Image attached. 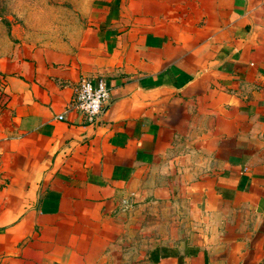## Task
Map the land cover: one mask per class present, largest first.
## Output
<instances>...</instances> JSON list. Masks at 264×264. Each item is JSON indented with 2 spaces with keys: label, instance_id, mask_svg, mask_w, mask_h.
Listing matches in <instances>:
<instances>
[{
  "label": "crops",
  "instance_id": "0c3cea01",
  "mask_svg": "<svg viewBox=\"0 0 264 264\" xmlns=\"http://www.w3.org/2000/svg\"><path fill=\"white\" fill-rule=\"evenodd\" d=\"M88 21L72 50L0 58V264H77L146 189L192 207L148 264H264V0H98ZM81 78L109 89L95 124L68 109ZM194 141L210 173L162 184L201 175Z\"/></svg>",
  "mask_w": 264,
  "mask_h": 264
},
{
  "label": "rangeland",
  "instance_id": "374dc122",
  "mask_svg": "<svg viewBox=\"0 0 264 264\" xmlns=\"http://www.w3.org/2000/svg\"><path fill=\"white\" fill-rule=\"evenodd\" d=\"M97 1L0 0V58L25 47L74 49L88 26L89 13ZM208 149V144L197 141L181 146L178 155L188 154L193 171H201V175H164L162 184L172 181L185 187L191 181L203 180L211 171ZM147 193L146 189L144 200L135 193L128 195V204L124 208L126 221L119 233H114L113 239L106 240L102 248L77 264H148L146 253L149 249L169 242V234L184 227L192 207L181 193L174 198L163 194L157 204Z\"/></svg>",
  "mask_w": 264,
  "mask_h": 264
},
{
  "label": "built area",
  "instance_id": "2783aa9c",
  "mask_svg": "<svg viewBox=\"0 0 264 264\" xmlns=\"http://www.w3.org/2000/svg\"><path fill=\"white\" fill-rule=\"evenodd\" d=\"M109 100V89L103 79L81 78L68 109L79 112L88 124H95L106 111ZM57 118L62 120L63 116L59 115Z\"/></svg>",
  "mask_w": 264,
  "mask_h": 264
}]
</instances>
